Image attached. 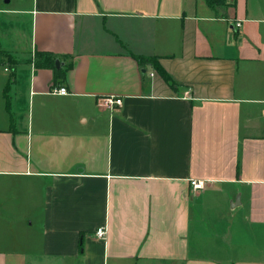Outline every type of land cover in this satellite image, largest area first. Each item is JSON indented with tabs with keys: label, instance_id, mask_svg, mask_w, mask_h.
<instances>
[{
	"label": "crops",
	"instance_id": "0c3cea01",
	"mask_svg": "<svg viewBox=\"0 0 264 264\" xmlns=\"http://www.w3.org/2000/svg\"><path fill=\"white\" fill-rule=\"evenodd\" d=\"M0 264H264V0H0Z\"/></svg>",
	"mask_w": 264,
	"mask_h": 264
},
{
	"label": "built area",
	"instance_id": "2783aa9c",
	"mask_svg": "<svg viewBox=\"0 0 264 264\" xmlns=\"http://www.w3.org/2000/svg\"><path fill=\"white\" fill-rule=\"evenodd\" d=\"M236 26L239 27L240 24L237 23ZM53 92L57 95H60V96H65L68 94V91L63 86L58 87L56 89H53ZM121 103H122V101L120 98L110 97V98H104V99L99 100V104L102 106H105L109 110H113L114 107L120 106ZM190 186L195 190H201L204 187V182L200 181V180H192V181H190ZM105 234H106L105 230L102 228L97 229V231L95 232L96 237L101 238V239H103L105 237Z\"/></svg>",
	"mask_w": 264,
	"mask_h": 264
},
{
	"label": "trees",
	"instance_id": "16d2710c",
	"mask_svg": "<svg viewBox=\"0 0 264 264\" xmlns=\"http://www.w3.org/2000/svg\"><path fill=\"white\" fill-rule=\"evenodd\" d=\"M45 55L49 56L48 54H45ZM135 59L140 66H142L144 64H151L153 66V68L163 78V80L168 81V76L166 75L164 70H162V68L159 66V64L156 62L155 58L136 57Z\"/></svg>",
	"mask_w": 264,
	"mask_h": 264
},
{
	"label": "water",
	"instance_id": "95a60500",
	"mask_svg": "<svg viewBox=\"0 0 264 264\" xmlns=\"http://www.w3.org/2000/svg\"><path fill=\"white\" fill-rule=\"evenodd\" d=\"M55 66L58 67V61H55Z\"/></svg>",
	"mask_w": 264,
	"mask_h": 264
},
{
	"label": "rangeland",
	"instance_id": "374dc122",
	"mask_svg": "<svg viewBox=\"0 0 264 264\" xmlns=\"http://www.w3.org/2000/svg\"><path fill=\"white\" fill-rule=\"evenodd\" d=\"M26 26V25H25ZM25 28V33H27V27H24Z\"/></svg>",
	"mask_w": 264,
	"mask_h": 264
}]
</instances>
